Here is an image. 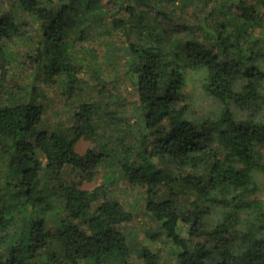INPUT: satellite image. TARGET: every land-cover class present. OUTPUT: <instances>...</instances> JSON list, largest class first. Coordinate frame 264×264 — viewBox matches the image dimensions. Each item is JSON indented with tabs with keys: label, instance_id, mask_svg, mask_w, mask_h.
I'll list each match as a JSON object with an SVG mask.
<instances>
[{
	"label": "trees",
	"instance_id": "obj_1",
	"mask_svg": "<svg viewBox=\"0 0 264 264\" xmlns=\"http://www.w3.org/2000/svg\"><path fill=\"white\" fill-rule=\"evenodd\" d=\"M34 82L65 97L70 125L37 129ZM122 120L129 142L75 153ZM104 163L116 171L91 190L68 180ZM120 180L155 222L136 253L103 188ZM158 246L165 264H264V0L0 6V264H159Z\"/></svg>",
	"mask_w": 264,
	"mask_h": 264
},
{
	"label": "rangeland",
	"instance_id": "obj_2",
	"mask_svg": "<svg viewBox=\"0 0 264 264\" xmlns=\"http://www.w3.org/2000/svg\"><path fill=\"white\" fill-rule=\"evenodd\" d=\"M12 1L13 0H0V6L4 10L9 11L10 2ZM95 32L97 33V30H95ZM96 33L94 34L98 38V35ZM23 43L24 42H19L18 44H10L11 51L20 52V54L23 53L24 51H26L25 47L28 46L22 45ZM101 49L104 50L105 48L103 49L101 47ZM118 55H120V53H117L116 55L117 57L115 59L117 60L120 58ZM115 59L113 60L115 61ZM110 66L114 67L112 61L111 64L109 63L108 68ZM25 72V70L22 72L17 71L16 75H18V77L22 79L24 78ZM119 74L120 73L118 72L117 75ZM33 85L34 86L32 88L41 91V96H39L37 100L45 107V112L42 118L43 121L37 126V129H52L56 127L63 128L70 125V120L68 118L69 108L65 104V97L54 93V91L45 87L44 84L34 82ZM117 91L120 95L129 94V96L127 95V97H129L132 101L135 100L134 92L130 87H128V83L126 82V80L122 79L120 88ZM128 125H130V123H124V120H122L120 123H118V126L114 130V133L111 130L112 124H109L108 126L104 125V127L102 125L101 129L99 130V137L97 138L98 140L96 142L79 140L74 146L75 153L82 156L88 149L98 150L100 149L101 143L110 148L112 146V141L115 138L114 134H121L123 132L125 133V140H128L129 142L131 140L129 139V133H126ZM109 168H113L114 171H116V167H114V165L108 166L104 163L102 167H99L96 170L95 178L90 181L81 180V177L79 175H72V177H70L68 180L78 182L81 189L91 190L105 181L104 174L108 173ZM103 188L109 197L119 201L128 211L131 212L132 218L129 222L123 224V229L126 233L129 234L131 244H133L132 249L130 248L131 252L136 253L137 248H140L143 245L142 239L145 237V233L150 229H155V222L149 217L147 211L145 210L144 193L141 189L130 187L124 180H120L118 183H116V185L106 184ZM155 251L159 256L158 263L165 264L164 261H168L170 256L168 247L158 246L155 247ZM133 255L132 257L138 259V257H136V254L134 256Z\"/></svg>",
	"mask_w": 264,
	"mask_h": 264
}]
</instances>
